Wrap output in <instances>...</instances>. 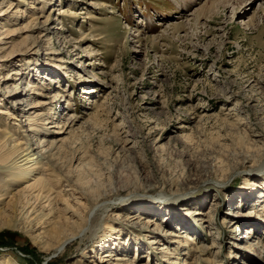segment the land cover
Segmentation results:
<instances>
[{
    "label": "rangeland",
    "instance_id": "rangeland-1",
    "mask_svg": "<svg viewBox=\"0 0 264 264\" xmlns=\"http://www.w3.org/2000/svg\"><path fill=\"white\" fill-rule=\"evenodd\" d=\"M24 9L48 18L49 31L26 29L32 17L20 18ZM19 10L8 25L14 31L8 51L18 47V53L0 72H30L36 84L44 81L43 93L63 95L49 105L56 120L75 118L72 132L61 136L60 161L66 170L79 165L72 179L84 194L61 191L66 180L54 187L57 214L69 223L61 219L62 231L74 237L63 250L54 252L50 237L47 248L34 242L44 228L1 225L0 260L107 264L99 262L104 251L125 250L134 264H264V188L248 191L264 178V0H26ZM26 79H17L21 89ZM14 98L7 96L4 107L14 110ZM15 111L16 118L0 113V146L32 139L21 130L28 113ZM9 161L0 160V195L11 185ZM41 169L38 176L48 178V167ZM241 192L252 198L242 200ZM66 205L70 212L62 210ZM6 212L0 210L2 222L16 219ZM134 212L161 221L153 242L137 239L124 222ZM186 233L194 243L182 244ZM175 245L177 258L165 253Z\"/></svg>",
    "mask_w": 264,
    "mask_h": 264
},
{
    "label": "bare ground",
    "instance_id": "bare-ground-1",
    "mask_svg": "<svg viewBox=\"0 0 264 264\" xmlns=\"http://www.w3.org/2000/svg\"><path fill=\"white\" fill-rule=\"evenodd\" d=\"M17 1L18 2L15 4L14 0H0V69H4L6 68L5 66L11 65L12 62H14V60L16 59V53H18L16 52V50H18V47L12 49L11 51H8L9 45L13 43L12 35L14 32V31L12 32L13 29L9 28L8 25L9 23H13L14 19H16L15 14L20 11L19 7L21 6V4L23 3L25 4L26 2V0H17ZM7 3H9L10 5L6 9H3V7ZM213 5L214 3H212V5L210 6L204 7L200 15H204V14L208 15V13L211 12L212 9L214 8ZM15 7H16V10L14 11L13 9ZM30 8L31 9L35 8V5H31ZM63 11H66V10H63ZM23 16L32 17L30 18L29 21L25 22V24L23 25L25 26L26 29L34 30L35 28L41 27L43 30L49 31L48 18L46 21H41L40 18L42 17V15L39 17L32 16V14L28 15L26 9L23 10V15L19 17L23 18ZM43 35H45V33H43ZM138 37L140 38V32H136L134 34V38H138ZM90 56L91 54L88 57L90 58ZM78 57H79V60L83 59L81 55H79ZM71 61L75 62L73 60ZM39 65H41L42 68L43 67L45 68L46 62L39 61ZM77 65H80V63ZM84 65L85 63H83L81 66L84 67ZM29 73L30 72H27V71L26 73L22 72V70L16 69V68L12 69V71L6 74H3L2 72H0L1 74L0 75V91L1 90L4 91V94L2 95L0 94V105L4 107V104L6 103V101H9L8 99H6L7 96L15 97L14 98L15 100H13L12 102L14 110L9 106H5L4 108H0V113L2 115L6 114L10 117L16 118L15 109L18 111H21L22 113L27 112L28 115H25L27 117H25L24 121H22V126L24 127L26 126V127L25 128L22 127L21 129L24 135L26 136V138L30 139L32 137L33 139L35 135L43 134L39 136L36 142L31 141L32 139L27 141L26 143L21 142V141L17 142L16 139L11 138L9 143H5L4 145L0 146L1 150L5 149L6 159L10 160L9 162H11L8 165L9 167L8 170L12 171L11 177H10L11 185L7 186L6 193L0 195V205L5 203L4 205L0 206V210L4 212L9 210V212L11 211V213H13L14 215H17L15 220L6 219L3 222L0 220L1 221L0 227L1 225L2 226L11 225L16 228V227H20L23 224V226L26 225L24 227L27 229L28 232H34L40 228H44L45 231L41 232V234L34 235L32 239L34 240L35 243L39 244L41 247L47 248L48 246L51 245L50 241H48L47 239H49L48 237L52 238V240L51 239L50 240L53 241L54 243L51 245V249L54 250V252H57V251L63 250L65 246L70 241L73 240L74 237L68 232L62 231L63 226L61 224V219H63L64 222L66 221V224H69V223L66 218L57 214L58 207H57V203L56 204L54 203V198L52 195L55 192L53 190L55 188H61L62 186L61 183L66 180L67 182V184H65L66 187L61 189V191L68 192L70 190H74V191L77 190L79 193H81L80 186L72 179V176L80 170L79 165H76V167H73L72 170L70 169L71 167L68 170H66L64 167L65 165H62L63 163L60 161L61 156H62V152H61L62 147L64 146L65 139H66L61 136L64 133L69 134L72 132L73 130L72 127L75 123V118L73 119L70 118L71 120L68 118L64 121L56 120V112L54 111V108H50L49 105H52V104L56 105V104L61 103V99L63 95H61L60 91H55V92H52L46 95L41 90L42 88L39 89V87L43 86L44 81H42V83L40 84H36L35 80L32 79L33 75H30ZM24 76L27 78L26 80L28 84H27V87H25L24 89H21V85H18L19 84L18 82L20 80L17 81V79L19 78L21 79ZM41 77L42 78L45 77L47 79V77L44 75H42ZM49 80L53 81V79L51 78H49ZM35 88H38V89L35 90ZM31 89H33V91H31ZM33 92L44 94L45 97L46 96H49L50 98L52 97V100L45 101L39 98L35 100L33 99V94H32ZM38 106H41L43 108L40 109L39 111H32L34 108ZM3 118H5V116H3ZM48 123H50V125ZM51 126H56L55 131L51 130ZM8 132L10 133V131ZM52 133L56 134L55 136H53L54 138L47 139L46 135L52 134ZM253 135L256 136V135H261V134L255 133ZM1 156L2 157H0V160L5 157L3 155ZM77 160L79 161L80 158L78 157L74 158V161H77ZM74 164L75 162L72 165ZM46 166L48 167L47 170L51 171V173L50 172L48 173V178L38 176L39 173L42 172L41 168L45 169ZM55 172L57 173L59 172L60 174L55 175ZM260 179L261 180L252 181V183L249 185L248 191L250 190L252 194H254V192H256L257 194V190L255 189H258V193H259L261 191V188H264V178H260ZM24 181H29V182L23 185L20 184L21 182H24ZM259 181L260 183H257ZM216 183L219 184L220 182L217 181ZM13 185H16L15 188L13 187ZM7 193H11V194L6 196ZM247 193L250 194V192H247ZM81 194L83 195L84 193L82 192ZM240 194H241L242 200L244 201L250 200V198H252V195L250 196L246 195L245 197L244 195L246 194V192H241ZM8 198L9 200L6 201V199ZM163 202H167V204L172 205L173 203L176 202V200L175 199L170 200L169 198L167 199L165 198ZM167 204H165L164 206H167ZM213 204H216V203L214 202ZM156 206L163 207L162 201L158 202ZM156 206H153V207H156ZM62 210L65 213L71 211L70 208L67 207V205ZM197 211L198 210H196V212L194 213L196 214ZM262 211L264 215V205L261 208L260 212ZM237 213L239 214L238 216L243 214L240 211H238ZM190 214L193 215V212ZM73 215L78 217L77 219H79V215L75 213ZM126 215L127 216H125L124 222H126V225L131 226L134 229L133 234L134 236H136L137 239L145 242L147 238L149 239L151 238L153 242L155 240V237H158L160 235L161 233L160 230L162 228L161 221L156 216H153V215L144 216L143 213H137V212L128 213ZM209 218H210V221H212L211 216ZM260 221L262 223L264 222L263 220H260ZM75 222L77 221L75 220L70 223L75 224ZM237 223H239V219H236L235 222H233L232 226H235ZM165 234L171 235L170 238H173L174 235H177L179 237V233H177V231L175 230L174 231L167 230ZM184 239L186 242L184 241L182 244L186 245L187 242H190V244L194 243L193 240L195 238L193 237L191 233H186L184 234ZM246 247L251 248L250 245H246ZM120 248L122 249V246ZM166 249H168V250H165L166 254L171 253V252H174L175 254L176 252V254L173 255L176 258L178 257L177 253L180 254L181 252V247L179 245H175L171 249L170 247H167ZM188 250L192 251L191 246L188 247ZM124 252L125 250H123L121 254H114L113 251L109 252V250H106L100 257L99 262H107V264H134L133 261H129V258H127V254ZM149 252L151 253L153 251L150 249ZM151 259H153V257H151ZM0 264H12V260H10L9 258H5L3 260H0ZM94 264H98V263L94 261ZM175 264H177L176 261H175Z\"/></svg>",
    "mask_w": 264,
    "mask_h": 264
}]
</instances>
